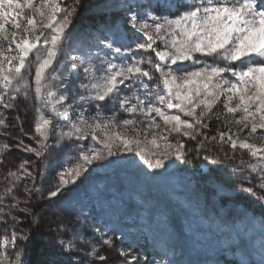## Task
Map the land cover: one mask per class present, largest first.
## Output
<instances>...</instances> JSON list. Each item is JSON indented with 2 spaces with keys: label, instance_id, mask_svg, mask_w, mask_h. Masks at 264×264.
Here are the masks:
<instances>
[{
  "label": "snow or ice",
  "instance_id": "6c2138e0",
  "mask_svg": "<svg viewBox=\"0 0 264 264\" xmlns=\"http://www.w3.org/2000/svg\"><path fill=\"white\" fill-rule=\"evenodd\" d=\"M25 9L31 14L24 16ZM75 11V6L66 7L61 0H0V106L12 108V101L20 93L25 98L34 95L39 105L34 121L36 135L31 137L39 147L25 145L23 140L17 147L37 157H46L47 141L57 134L58 118L70 122L68 131L59 132L57 144L63 140L71 143L86 141L90 137L103 146L85 148L83 144L77 145L75 162L71 167L55 171L46 188L35 184L32 188H24L26 206L20 208L21 201L16 200L11 207L32 216L33 223L38 222V216L27 206L33 197L39 194V198L46 201L63 197L70 186L85 177L95 162L107 160L111 164L109 157L118 152H132L155 174L166 167L165 161L170 156L183 157L184 144L173 145L164 133H182L195 139L192 130L208 127L205 118H212L213 108L221 101L224 115L234 117V123L241 126L240 132L248 129L247 135L255 138L258 130H264V0H184L182 10L169 15H158L153 10L140 9V6L133 10L129 5L126 24L140 33L144 42H117L115 38L104 36L99 43L109 50L110 56L96 52L68 55L64 59L65 42L71 36V17ZM37 17L41 19L37 21ZM21 20L25 22L23 26ZM158 42L159 47L156 46ZM133 48L151 51L157 62L153 64L151 56H139ZM94 57L98 62H94ZM200 57L210 58L211 62ZM186 62L192 70L181 67ZM59 67L70 74L78 75L81 69L83 71L84 80L79 84L83 91L77 98H72L71 103L68 102L69 84L60 78ZM154 78L157 83L150 89L149 82ZM125 87L129 91L142 89V95L136 92L122 95ZM153 96L155 101L151 99ZM91 103H94L96 113L86 117L84 105ZM109 104L133 115L140 114L147 123L135 119L118 123L115 115L104 116L102 113ZM74 106L81 110L75 114V119H71ZM168 110H177L179 114ZM237 113L239 117H236ZM157 118L162 121L163 129ZM5 124L0 113V125ZM120 124L133 128L136 135L110 131ZM137 124L144 125L143 132L135 127ZM228 126L226 123L225 127ZM148 129H161V132H153L149 139ZM218 136V141L216 136H205V141L228 143L233 150H247L256 162L245 164L242 161V165L260 173V188L264 189V142L256 144L247 139L240 140L238 134L233 138L230 127L228 132H218ZM260 139L264 140V136ZM205 141H201L200 147ZM9 147L3 145L4 149ZM129 163L135 164V161ZM29 164L30 161L22 162L20 175L9 171L8 176L14 181L20 180L21 176H31ZM242 171V167L231 169L235 174ZM9 183L4 196H0V203L4 197L11 196L17 186L13 181ZM245 191L251 193L253 189ZM9 216L13 222L16 220L9 209L7 216L0 214V224H7ZM19 239H29L28 233L21 237L13 231L10 238L8 235L2 238L0 264H23L24 251L16 247ZM112 242L111 237L103 240L109 246ZM9 244L15 250L11 256L6 249ZM58 246L69 255L74 248L72 240H60ZM87 255L100 261L106 259L95 246ZM121 255L126 257V264L136 260L135 257L127 260L130 252L121 251ZM43 264H57V261L48 259ZM69 264L89 262L71 255ZM145 264H148L147 260ZM153 264L159 262L153 261Z\"/></svg>",
  "mask_w": 264,
  "mask_h": 264
},
{
  "label": "rangeland",
  "instance_id": "374dc122",
  "mask_svg": "<svg viewBox=\"0 0 264 264\" xmlns=\"http://www.w3.org/2000/svg\"><path fill=\"white\" fill-rule=\"evenodd\" d=\"M61 3L76 8L71 17V36L65 42L66 59L68 55L96 52L110 56L109 50L103 49L99 43L104 36L115 38L117 42H144L145 38L126 24L129 5L133 10L140 6V9H150L158 15H169L182 10L184 0H79V4L76 0H61ZM30 14L25 9L23 15ZM36 19L39 21L41 18ZM24 23L21 20L22 26ZM156 46H160L159 42ZM133 51L146 58L151 56L153 64L157 62L151 51L135 48ZM200 59L211 62L210 58ZM93 60L98 62L95 57ZM186 63L181 67L192 70ZM58 72L60 78L69 84L68 102L71 103L72 98H77L83 91L79 88L84 80L83 71L81 69L76 75L59 67ZM156 83L154 78L149 82V88L152 89ZM133 92L142 95L143 90L133 88L129 91L125 87L122 95H132ZM151 99L155 101L154 96ZM12 104L14 106L8 109L0 106V113L6 120L5 125H0V196H4L10 181L17 186L12 195L4 197L0 203V214L7 216L10 209L16 220L13 222L9 216L7 224H0V243L5 235L10 238L13 231L21 237L28 233L29 239H19L16 244L17 249L24 251L23 264H43L48 259H55L57 264H69L71 255H78L89 264H126L121 251L130 252L127 260L136 258L133 264H145V260L148 264H153V261L159 264H264V199H261L264 189L260 188V173L242 165V161L255 163L256 159L250 157L247 150H233L228 143L221 145L216 141H205V136H216L218 141V132H228L230 127L233 138L238 134L240 140L260 144L264 142L260 139L264 130H258L255 138L247 135L248 129L240 132L241 126L234 123V117L224 115L223 101L213 108L212 117H221L218 119L219 128L198 127L192 130L195 139L182 133H164L173 145L184 144L183 157L170 156L165 161L166 167L155 174L132 152H118L109 157L111 164L107 160L95 162L85 177L70 186L63 197L46 201L37 194L29 201L27 206L37 214V223H33L32 216L20 212L19 208L11 207L16 200L21 201L20 208L26 206L24 188H32L34 184L46 188L55 171L71 167L75 162L77 145L83 144L85 148L103 146L90 137L86 141L71 143L63 140L57 144L59 132L68 131L70 122L58 118L57 134L51 135L47 141L49 151L46 157L25 152L17 147L20 140L25 145L39 147L31 138L36 135L34 121L39 105L34 95L25 98L23 93L18 94ZM80 110L74 106L71 119H75ZM45 111L47 113L48 110ZM168 111L179 114L177 110ZM84 112L86 117L95 115L94 103L84 105ZM102 113L104 116L115 115L118 123L124 119L147 123L142 115L127 113L111 104L105 106ZM239 115L237 113L236 117ZM208 119L205 118L204 122L207 123ZM157 120L163 129L162 121ZM226 123L228 127H225ZM135 127L143 132L144 125ZM161 129H148V138L151 139L153 132L159 134ZM110 131L136 135L133 128H125L122 124ZM201 141H205L203 147H200ZM4 144L10 147L4 149ZM195 152L202 159L201 167L204 168L197 177L180 171L190 164V157ZM24 161H30L28 168L32 175L21 176L20 180L14 181L8 172L20 175L19 165ZM129 161H135V164ZM239 167L243 168L241 173L231 172L232 168ZM247 188L253 191H245ZM239 195L241 199H238ZM108 237L113 241L110 246L103 243ZM60 240H72L74 248L71 255L59 249ZM94 246L99 254L106 257L104 261L87 255ZM6 249L10 256L15 251L11 244Z\"/></svg>",
  "mask_w": 264,
  "mask_h": 264
},
{
  "label": "trees",
  "instance_id": "16d2710c",
  "mask_svg": "<svg viewBox=\"0 0 264 264\" xmlns=\"http://www.w3.org/2000/svg\"><path fill=\"white\" fill-rule=\"evenodd\" d=\"M208 125V129L210 127H213V129L215 128H219V121L218 119H216L215 117H212L211 119H208L207 123ZM192 160H190V164L188 166H183V169L180 170L181 172L187 174V175H192V176H198L199 174L203 173V169L201 167L202 162L200 159V156L195 152L191 157ZM238 199H241V196H238ZM243 200L248 201L247 198H243Z\"/></svg>",
  "mask_w": 264,
  "mask_h": 264
},
{
  "label": "bare ground",
  "instance_id": "6f19581e",
  "mask_svg": "<svg viewBox=\"0 0 264 264\" xmlns=\"http://www.w3.org/2000/svg\"><path fill=\"white\" fill-rule=\"evenodd\" d=\"M189 65L188 63H186V66Z\"/></svg>",
  "mask_w": 264,
  "mask_h": 264
},
{
  "label": "water",
  "instance_id": "95a60500",
  "mask_svg": "<svg viewBox=\"0 0 264 264\" xmlns=\"http://www.w3.org/2000/svg\"><path fill=\"white\" fill-rule=\"evenodd\" d=\"M202 169H204V168L202 167Z\"/></svg>",
  "mask_w": 264,
  "mask_h": 264
}]
</instances>
